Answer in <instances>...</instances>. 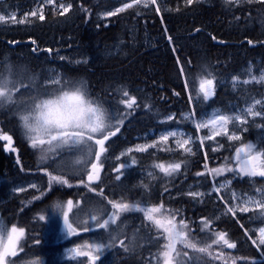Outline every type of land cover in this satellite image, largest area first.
Segmentation results:
<instances>
[{"label": "trees", "instance_id": "obj_1", "mask_svg": "<svg viewBox=\"0 0 264 264\" xmlns=\"http://www.w3.org/2000/svg\"><path fill=\"white\" fill-rule=\"evenodd\" d=\"M71 2L73 8L64 16L59 15L57 7L46 4L43 5L44 21L29 17V22L25 24L0 25V64L4 65L0 72L7 75L9 65L23 67L28 69L25 80L29 74L38 75L39 85L44 82L50 69L58 70L73 82L86 81V91L90 97L108 101L121 109L122 105L115 104L116 94L112 90L117 85H125L131 94L136 95L138 103L147 102L150 109L142 106L125 120L121 132L108 141L112 145L111 154H117L133 143L159 141V137L144 136L151 130L185 128L196 137V129L191 127L189 120L184 119L185 113L195 112V118L199 119L215 108L230 112L243 106L252 97H264V85L251 84L233 89L227 83L234 74L245 77L250 63L257 70L264 69V3L253 0L252 3L227 5L225 0H195L191 5H186L185 0H158L161 7L159 14L155 12V6L144 8L142 5H134L132 9L104 19L102 13L121 7L120 0ZM38 6L37 0H0V11L15 12L17 20ZM84 8L88 11L85 12ZM165 8L170 10L166 11ZM168 36L172 37L171 43ZM249 39L253 44L248 43ZM32 40L36 44H32ZM34 48L36 51H33ZM181 65L185 69L184 76L179 71ZM203 65H207L217 77L216 94L208 101L199 95L201 77L198 73ZM175 92L180 95H175ZM16 95L20 97V93ZM189 96H192L191 102ZM16 111L15 104L0 108V132L12 135L11 148L16 149L15 152L11 151L8 142L0 140V198L5 197L10 188L21 183L35 180L41 187L40 191L31 188L0 203V217L6 226L15 225L25 229V237L20 241L17 257L12 262L64 264L65 260L61 259L67 239L56 237L52 233V229H56L51 226V220L40 221L39 216L49 217L56 204H64L68 199L74 203L71 218L84 215L80 217L84 219L89 214L100 213L105 209L110 214L111 205L95 192H88L79 185L82 177L79 171L60 168L55 160L41 161L40 153L30 147L24 130L19 127ZM173 113L175 119L160 123L165 120L164 117ZM230 126L241 135L240 140L228 141L218 137L215 143L205 142L204 147L194 156L179 149L173 138L166 144L158 143L156 148H150L148 152L133 153L137 164L128 170L121 181H115L114 172L109 175L101 173L104 194L110 199L139 201L148 206L163 202L170 209L179 210L177 221L182 216L189 222L190 228L195 230L194 234L198 238L215 239V232L226 231L230 242L237 243L236 249L213 244V255L222 253L229 259V264L231 259H236V264H264V245L252 243L257 238L258 227L254 224L264 226V223H260L264 219L261 210L248 213L237 211L233 216L226 212V206L231 202L226 194L218 196L211 193L202 200L186 194L192 191L189 189L191 185H194L193 189L207 191L214 181L221 180L209 174L204 163L212 169L221 167L227 159L235 168V149L248 142L264 151V119H253L244 126ZM215 145H222V149L213 151ZM197 146L199 141L195 142L194 151ZM205 153L207 160L204 158ZM178 160H187L188 163L186 166L182 164L181 173L175 174L173 178L163 177L158 169L152 167L156 163L167 164ZM109 163L115 164L117 161ZM21 168L24 170L21 171ZM45 169L68 179L73 187L50 182L44 174ZM147 170L154 171L156 178H140V172ZM197 171H203L205 175L198 177L195 175ZM224 178L232 180V188L244 194L254 195L264 187V177H242L227 172ZM83 179L86 181L84 175ZM145 184L149 186L147 190L143 187ZM91 187L98 189L100 184ZM165 187L169 190L164 191ZM204 218L212 221V227L202 232L199 229ZM110 228L117 230L125 244L120 246L117 240L105 256H117L119 264H148L149 260L151 264H157L153 258L157 247L152 240L156 230L149 221L144 220L143 213L122 214L121 220L116 225H110ZM99 230L106 239L105 230ZM78 232L82 242H99L98 235L92 236V232L86 233L80 228ZM37 240L40 243L37 244ZM124 247H128L129 251L125 252ZM50 249L58 251L55 255L49 254ZM200 264L224 262L203 256Z\"/></svg>", "mask_w": 264, "mask_h": 264}, {"label": "snow or ice", "instance_id": "obj_2", "mask_svg": "<svg viewBox=\"0 0 264 264\" xmlns=\"http://www.w3.org/2000/svg\"><path fill=\"white\" fill-rule=\"evenodd\" d=\"M120 2L122 3L121 7H116L115 10H107L103 14V18L107 19L108 17L117 16L119 13L132 9L134 5H142L144 8L155 6V12L157 14L161 12L158 0H131V2L129 0H120ZM194 2L195 0H185L186 5H191ZM243 2L252 3L253 0H225L227 5H240ZM256 2L264 3V0H256ZM46 4L55 5L57 4V0H41V6L38 10L26 13L24 18L19 20H17L15 13L0 14V25L8 23L9 19L13 24H25L29 22V17L44 21L43 5ZM58 8L59 15L64 16L72 10L73 3L71 0H61ZM83 10L85 12L88 11L87 8ZM165 10L170 9L165 8ZM176 10L178 11L179 9ZM139 14L137 13V15ZM236 18L239 19V17ZM165 31L167 30L165 29ZM196 31H199V29H196ZM213 38L215 39V37ZM168 41L172 42L171 36H168ZM16 43H19V41H16ZM31 43L36 44V41L32 40ZM248 43L253 44V41L249 39ZM33 51H36V49L34 48ZM43 51L50 52L51 49H43ZM173 51H175V48H173ZM60 59L63 60L66 57H60ZM76 62L79 63V61ZM177 63L180 64L179 60H177ZM189 63L191 62L189 61ZM3 67L4 65L0 64V68ZM7 71V75L0 72V108L13 104L17 106L15 115L18 118L19 127L24 130L30 147L33 150L37 148L43 150L39 159L47 162L53 158L50 157V153H56L58 156L62 155V153L57 152L58 149L67 150L69 154L79 153L75 159V165H84L85 170L83 175H86V181L82 175L79 185L86 188L88 192H95L111 205L112 211L110 214L105 209L100 213L89 214L84 219H81L79 215H74L71 220L69 214L73 212L74 208L72 199L67 200L66 210L60 204L55 205L56 210L59 211L62 217L63 228L67 237L78 235V228L86 233H96L98 229H103L107 234L106 239L104 234H99V242L93 241L85 245V248L88 250L82 251L79 246L68 249L69 259L74 260L77 257H88L89 264H97L108 251L112 250L117 240H119L120 246H124L125 244V240L120 239L117 230L110 228V225H116L121 220L122 214L140 212L143 213L144 220L149 221L156 230L152 240L157 247V252L153 257L157 261V264H161V262L162 264H194V262L200 264L203 256L210 257L213 260L219 259L224 264H229V259H226L222 253L218 252L213 255L211 251L213 244H222L227 249L237 248V243L230 242L227 238L228 233L226 231L215 232V239H211V237L198 238L194 234L195 230L190 228L189 222L182 216L177 221V216L180 215L179 210L174 211L163 202L148 206L146 203H140L139 201L128 202L123 199H110L104 194V186L101 184L102 172L105 175L114 172L116 173L114 176L115 181H121L122 177L128 174V170L137 164V158L132 155L133 153L148 152L150 148H156L157 144L161 142L166 144L170 137H176L178 131L182 130L165 129L166 134L160 135L159 141L129 146L122 149L120 154L114 157L109 156L107 154L111 151L112 145L107 142L121 132V127L125 123V120L134 114L136 109L142 106L150 109V105L147 102L138 103L136 95L131 94L125 85L120 84L112 91L116 94L115 104L122 105L123 108L121 109L113 106L108 101L90 97L86 91V81L73 82L64 74L57 73L52 75L50 72L49 78L38 85V75L29 74L27 81L25 80V74L28 73V69L26 68L9 65ZM179 71L181 76L186 74L182 65ZM247 71L249 73L247 79L241 80L238 74H234L230 78L234 87L237 82L243 85L253 82L264 85V70L253 74V66L250 63ZM198 75L201 77L199 95L202 96L204 101H208L216 94L217 77L207 65L202 66L201 72ZM220 83L222 84L223 81ZM185 87H188L187 82L185 83ZM22 89L25 91H21ZM193 92L195 93V84H193ZM17 93H20L19 98H17ZM57 93L60 94L59 99H52ZM174 94L180 95L178 92ZM45 96L47 98H44ZM191 100L192 96H189V101L191 102ZM257 106L260 107L257 108ZM37 111L43 118V125L30 122V117ZM210 115V119L207 116H202L199 121H195V128L197 131L208 128L211 130V134H206L200 138L199 146L196 147L195 151L193 147L189 146L195 145V140L191 134H188L185 138L176 141L179 149L194 156L204 147L205 140L215 141L216 137L221 135H225L233 141L240 140L241 137L236 135L235 132L229 135L228 125L236 122L240 125H246L248 117L264 118V97L259 99L254 98L249 105L243 109H239L235 114H221L214 109ZM195 116V112L191 114V117L185 113L184 119H193ZM164 119L173 120L175 119V114H169ZM21 121H23V125H21ZM244 130L246 131L247 129L245 128ZM0 140L7 141L9 149L13 152L16 151L15 148H11L13 143L12 135L0 132ZM45 145L48 147L44 148ZM212 150L215 151L216 148H212ZM124 156L130 157V159H122ZM204 158L205 160L208 159L207 153H205ZM112 160L118 163H109ZM234 160L236 163L235 168L230 165L227 159L221 167L209 169L207 163H204L203 166L208 170L209 174L216 176L223 175L225 172H234L242 177H264V151L259 150L256 144L248 142L241 147H237L235 149ZM19 162V159H17V163ZM89 163L90 168L87 167ZM187 163V160H178L167 164L156 163L152 167L158 169L159 173L163 174V177L173 178L175 174L181 173L182 164L186 166ZM23 170L21 168V171ZM44 174L49 177L50 182H55L61 186L67 185L68 187H73V184L68 179L59 174H53L46 169L44 170ZM195 175L198 177L204 176L205 172L197 171ZM149 176H153V173L149 172ZM155 178L153 176V179ZM225 183H220L218 186L214 184L212 190L219 196ZM93 184H100V187L98 189L93 188L91 187ZM31 187L35 188L36 184L33 183ZM143 187L145 190L149 188L147 184L143 185ZM14 190L23 192L25 191V186L21 185ZM168 190L167 187L164 188V191ZM259 191L262 194L260 199H246L235 206H226V212L232 213L234 216L237 211L247 213L261 210V216L264 217V187ZM186 194L191 197H201L204 195L203 192L198 191H189ZM220 198L225 199L224 197ZM252 205L255 207H252ZM77 207H79V201L77 202ZM45 219V215L39 216L40 221H44ZM260 223H264V219L260 220ZM81 225H83L82 228L80 227ZM201 225L202 227L199 231L203 232L211 229L212 221L204 218L201 220ZM254 226L259 227V244L264 245V226H259V224H254ZM241 227H244V225L241 224ZM245 234L247 235V233ZM24 237L25 229L23 227L13 225L10 231L7 232L0 229V264H14V262L7 261L6 258L17 256V246ZM249 238L251 239V237ZM36 243L38 244L40 241L37 240ZM252 243L257 244V241L252 240ZM185 249L188 251H185ZM20 250L22 251L23 248L21 247ZM123 250L128 252L129 248L124 247ZM190 253L200 255L193 256ZM148 264H151V260H149ZM231 264H236V259H231Z\"/></svg>", "mask_w": 264, "mask_h": 264}, {"label": "rangeland", "instance_id": "obj_3", "mask_svg": "<svg viewBox=\"0 0 264 264\" xmlns=\"http://www.w3.org/2000/svg\"><path fill=\"white\" fill-rule=\"evenodd\" d=\"M37 1L39 2V6H38L35 10H38L39 7L41 6V0H37ZM60 2H61V0H57V4H55V5H54V4H51V5H54L55 7L58 8V4H59ZM58 9H59V8H58ZM11 13H15V12H10L9 14H11ZM104 13H105V12L102 13V17H103V14H104ZM0 14H4V12H1V11H0ZM15 14H16V13H15ZM8 23H12V22L10 21V19L8 20ZM85 61H86V60H85ZM251 65H252V64H251ZM252 66H253V65H252ZM52 70H53V69H50V70H49V74L46 76L45 80L49 78L50 72H51L52 75H55V74H57V73L63 74L61 71H58V70H57V71H52ZM261 70H264V69L257 70L256 67H253V74H257V73H258L259 71H261ZM248 76H249V73H248V71H247L245 77H240V78H241V80H242V79H247ZM45 80H44V81H45ZM227 83H229L233 89H237V88L242 87V86H248V85H251V84H257V83H255V82H253V83H250V84H248V85H243L242 83L237 82V84H236L235 87H234V86H233V82H232V80H231L230 78L227 80ZM44 98H47V96H45ZM254 98H255V99H259V98H262V97H258V96L252 97V98H251L248 102H246L243 106L238 107L237 109H234L233 111H230V112H224V111H223L222 109H220V108H215V110H216L218 113H221V114H235L239 109H243V108H245L247 105H249V104L253 101ZM259 107H260V106H257V108H259ZM213 110H214V109H213ZM213 110L209 111L208 113L204 114L203 116H207V118L210 119V118H211V115H210V114L213 112ZM187 114L191 117V114H192V113L189 112V113H187ZM200 119H201V118L198 119V118H195V117H194L193 119H189V122H190L191 127L194 128V129H196V128H195V121H199ZM247 119H248V123H249V122H250L251 120H253V119H264V118H261V117H255V118H253V117H248ZM166 121H169V120H162L160 123H164V122H166ZM234 124H236L237 126H244V125H240L238 122H236V123H234ZM173 129H180V130H182V131H178L176 137H170V138H173V139H174V142H175L176 145H177V143H176L177 140H181V139L185 138L186 135H188V134H191V135L193 136L195 142H196V141H199V142H200V138H201V137L205 136L206 134H207V135H210V134H211V130L208 129V128H205V129H201V130H199L200 133H198L199 131L196 130V133H197V136H196V137L194 136V134H193L191 131H189V130H187V129H185V128H183V129H182V128H173ZM228 129H229V135H231L233 132H235L236 135H239V136L241 137V135H240L239 133H237L233 127L230 126V124L228 125ZM162 134H166L164 130H161V131L151 130L150 132H148V133L145 134L144 136H145V137H149V136L160 137V135H162ZM218 137H220V138H224V139H227L228 141H233V140L228 139V137L225 136V135H221V136H218ZM218 137H216L215 141H212V140H205V142L210 141V142L215 143V142L217 141V138H218ZM262 137H264V133H263ZM170 138H169V139H170ZM107 143H108V142H107ZM137 144H143V143H142V142H137V143H133L132 145H129V146H136ZM129 146H127V147H129ZM189 146H190V147H193L194 145H189ZM47 147H48L47 145L44 146V148H47ZM177 147H178V146H177ZM125 148H126V147H125ZM125 148H123V149H125ZM213 148H216L215 151H220V150L222 149V145H215V146H213ZM121 150H122V149H121ZM121 150H120L117 154H120ZM36 151H38V153H40V155H41L43 150L40 149V148H37ZM57 152H58V153H62V155H59V156H58L56 153H50V154H49L50 157H53V158H52V159H49V160H55L56 165H57L58 167H60V168L69 169L70 171H75V170H76L77 172L79 171V172H78L79 174H82V175H83V172H84V170H85V166H84V165H75V159H76L77 155H79V153L69 154V153L67 152V150H63V149H58ZM117 154H111V153H108L107 155H109V156H113V157H114V156L117 155ZM125 157H128V156H124V157H122V159H124ZM49 160H48V161H49ZM48 161H47V162H48ZM112 161H115V160H112ZM117 163H118V162H117ZM87 167L90 168V163L87 165ZM149 172L153 173V176H154V171L147 170V171L140 172V178H142V179L144 178V179L152 180V179H153V176H149ZM226 174H227V172H225L223 175L217 176V178H221V180H220L219 182L214 181V182L212 183V185H211V188H210L209 190H207V191H206V190H203V189H201V188L193 189L194 185H191L189 189H190V190L192 189V191L203 192L204 195L200 197V199L202 200L207 194L215 193V194L217 195V193H216L215 191L212 190L214 184L218 186L220 183H225V182L227 181V183H225L224 188L221 189L220 194H219V195H221V194H226L227 196L230 197L231 202H230V204H228L227 206H235V205L239 204L242 200H246V199H252V200L260 199V197H261L262 194H261V192H260L259 190H258L254 195L244 194V193H242V192H240V191L234 190V189L232 188V186H231V184H232V180H230V179H228V178H224V179H222L223 177H225ZM84 176H85V179H86V175H84ZM214 176H215V175H214ZM215 178H216V176H215ZM215 178H214V179H215ZM217 178H216V179H217ZM216 179H215V180H216ZM33 183L36 184V187H35V188L31 187V185H32ZM21 185L25 186V191H27L28 189H31V188L36 189L37 191H40V187H41L40 183H38V182L35 181V180H33L32 182H26V183L18 184L17 186H13L12 188H10V189L7 191L5 197L0 198V203L7 201V198H10V199H11L13 196H16V195H19V194L25 192V191H23V192H18V191H15V190H14L15 188H17V187H19V186H21ZM60 205H61V207H62L64 210H66V203H64V204H60ZM252 207H255V206L252 205ZM83 211H84V210H83ZM247 213H248V212H247ZM69 216H70V214H69ZM79 216H80V217H83L84 215H79ZM45 217H46V219H45L46 221H50V220H51V221H50V223H52L51 226H55V229H56V230L52 229V233H53L56 237H60L61 239H67V242L65 243L66 245L63 246V257H62V259H61V260H65L64 264H89L88 257H77V258L74 259V260L69 259V258H68V252H67V250H68V249H71V248H73V247H75V246H79V247L81 248L82 251H83V250H88V249L85 248V245L90 244V243H92V242H86V240H85V242H82V241H81V238H80L81 234H78L77 236L67 237L66 232L64 231V228H63L62 217H61L59 211L56 210V208H54L53 211H51L49 217H48L47 215H46ZM70 220H71V216H70ZM0 229L5 230L6 232H7V231H10V229H11V227H7V226H6V224L3 222V220L1 219V217H0ZM90 233H91V232H90ZM256 233H257V238H256L255 240L257 241L258 246H263V245H260V244H259V227L256 229ZM91 234H92V236H97V235L101 234V232H100V230L98 229L96 233H91ZM73 237H74V238H73ZM75 237H76V238H75ZM83 240H84V239H83ZM5 242H6V237H5ZM67 243H68V244H67ZM19 244H20V243H19ZM19 244H18V246H17V252H18V250H19ZM56 251H58V249H50V250H48V253H49V254H54V255H55V254H56ZM46 255H47V254H46ZM46 255H45V256H46ZM15 257H17V256H15ZM15 257H11V256H10V257H7L6 259H7V261L12 262V261L15 259ZM97 263H98V264H119V259H118L117 256H115V255H107V256L104 255V256L102 257L101 261H98Z\"/></svg>", "mask_w": 264, "mask_h": 264}, {"label": "clouds", "instance_id": "obj_4", "mask_svg": "<svg viewBox=\"0 0 264 264\" xmlns=\"http://www.w3.org/2000/svg\"><path fill=\"white\" fill-rule=\"evenodd\" d=\"M59 93H57L55 96L52 97V99H59ZM30 122L32 123H38L40 125H43V118L40 116L39 112H34L33 115L30 117ZM21 125H23V121H21Z\"/></svg>", "mask_w": 264, "mask_h": 264}]
</instances>
